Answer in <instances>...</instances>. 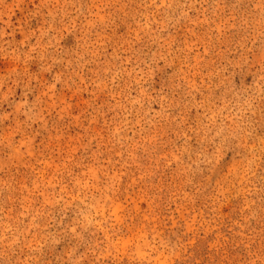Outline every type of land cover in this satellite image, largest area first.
<instances>
[{"label":"rangeland","instance_id":"obj_1","mask_svg":"<svg viewBox=\"0 0 264 264\" xmlns=\"http://www.w3.org/2000/svg\"><path fill=\"white\" fill-rule=\"evenodd\" d=\"M0 264H264V0H0Z\"/></svg>","mask_w":264,"mask_h":264}]
</instances>
